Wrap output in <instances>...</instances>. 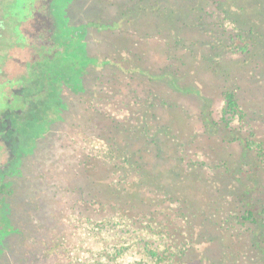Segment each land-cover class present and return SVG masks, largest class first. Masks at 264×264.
Segmentation results:
<instances>
[{"label":"trees","instance_id":"16d2710c","mask_svg":"<svg viewBox=\"0 0 264 264\" xmlns=\"http://www.w3.org/2000/svg\"><path fill=\"white\" fill-rule=\"evenodd\" d=\"M106 18L81 27L104 31L93 55L38 46L54 74L91 69L84 128L111 153L76 159L66 205L145 230L167 264H264V0H110Z\"/></svg>","mask_w":264,"mask_h":264},{"label":"rangeland","instance_id":"374dc122","mask_svg":"<svg viewBox=\"0 0 264 264\" xmlns=\"http://www.w3.org/2000/svg\"><path fill=\"white\" fill-rule=\"evenodd\" d=\"M109 2L34 0L30 20L8 18L12 31L0 50V193L5 197L0 199V264H167L141 248L140 239H148L145 230L120 216L87 220L66 205L63 178L76 159L82 154L110 159L111 153L84 128L94 85L91 67L89 73L73 68L61 77L50 65L36 63L42 55L38 46L52 42L57 32L67 45L75 42L72 54L93 55L104 31L83 33L81 27L99 16L107 19ZM16 30L23 44L15 41ZM106 101L105 110L125 116L124 109ZM17 165L18 172H12ZM45 186L49 193H43ZM11 191L19 194L15 208ZM27 203L34 204L28 226Z\"/></svg>","mask_w":264,"mask_h":264},{"label":"flooded vegetation","instance_id":"af4514ba","mask_svg":"<svg viewBox=\"0 0 264 264\" xmlns=\"http://www.w3.org/2000/svg\"><path fill=\"white\" fill-rule=\"evenodd\" d=\"M18 2H20V0H15L14 2H12V3H18ZM33 2H34V0H24V3H26L27 5H29L30 6V8H31V11L34 13V7H33ZM5 3H9V2H5L4 0H0V50H1V48L5 45V44H7V38L10 36L9 34L11 33L10 31H12V29H11V27H10V25H9V22H8V18H6L5 17V15H4V8H3V5L5 4ZM20 25H16L15 27H16V29H18V27H19ZM17 31V30H16ZM19 31V30H18ZM17 31V32H18ZM21 34H20V32H18V35H17V38L15 39V41L17 40V41H19L20 42V39H21ZM21 43V42H20ZM21 44H23V42L21 43ZM0 73H1V69H0ZM14 156V155H13ZM15 157V156H14ZM19 158V157H18ZM12 172H18V165L17 166H14V167H12V170H11ZM4 175V174H3ZM3 175H1L0 176V180H2V177H3ZM13 182V181H12ZM16 188H18L19 187V185H18V183H16ZM13 188H14V185H13ZM3 193V192H2ZM2 193H0V199H1V197L3 198V199H5V197L2 195ZM8 193V192H7ZM8 195H10L11 196V201H12V203H10L11 205H12V208H15L14 207V199L15 198H19V194L17 193V192H14V191H11V193H8ZM28 199H29V201L31 202V200H30V197H29V195H28ZM6 204H8V203H6ZM3 205H4V203H3ZM5 206V205H4ZM32 207L34 208V204L33 203H27V209H26V215H27V226L29 225V223H30V221H31V219H30V212H31V210H32ZM8 210H9V204H8V206H7V210H6V213L3 215V217H2V220L4 221V220H6L7 221V216H8ZM14 213H16V215L18 216V212H14ZM33 223V222H32ZM2 223L0 222V225H1ZM33 226V225H32ZM0 262H1V258H0Z\"/></svg>","mask_w":264,"mask_h":264},{"label":"clouds","instance_id":"9594fccd","mask_svg":"<svg viewBox=\"0 0 264 264\" xmlns=\"http://www.w3.org/2000/svg\"><path fill=\"white\" fill-rule=\"evenodd\" d=\"M3 8L5 17L18 23L27 22L33 15L30 6L24 3V0L18 3H5Z\"/></svg>","mask_w":264,"mask_h":264}]
</instances>
